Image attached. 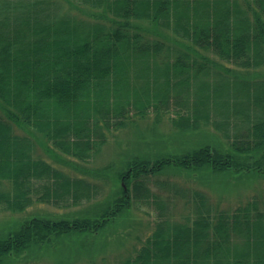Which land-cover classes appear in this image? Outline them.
Instances as JSON below:
<instances>
[{"label": "trees", "instance_id": "trees-1", "mask_svg": "<svg viewBox=\"0 0 264 264\" xmlns=\"http://www.w3.org/2000/svg\"><path fill=\"white\" fill-rule=\"evenodd\" d=\"M64 1L88 5L100 13L95 17L112 24L94 22L85 31L79 21L61 12L58 0H0L2 209L23 211L33 201L30 195L40 191L37 200L58 207L71 199L73 205L89 201L96 194L86 177L34 156L33 138L18 133V128L42 135L75 161L89 163L107 142L108 130L126 127L131 118L150 111L161 115L176 108L179 117L174 120L183 130L210 120L216 97L226 92L199 81L216 63L195 47L243 69L264 64V0ZM133 22L153 24L194 48L171 41L185 49L171 62V48L162 41L167 33L148 37L135 30ZM228 104L221 110L227 116L223 134L232 139L227 148L206 145L155 160L131 158L120 174L126 188L122 185L102 211L94 216L25 221L0 238V264L62 236L103 233L126 217L131 205L150 202L160 209L156 228L134 257L117 264H264L263 198L254 196L232 212L214 214L206 196L196 191L199 203L194 217L172 221L166 216V200L150 185V177L171 164L264 172V91L247 105L238 98ZM231 116L238 120L234 137ZM4 181L10 186L1 187Z\"/></svg>", "mask_w": 264, "mask_h": 264}, {"label": "rangeland", "instance_id": "rangeland-1", "mask_svg": "<svg viewBox=\"0 0 264 264\" xmlns=\"http://www.w3.org/2000/svg\"><path fill=\"white\" fill-rule=\"evenodd\" d=\"M58 1L61 12L73 17L75 19L73 22L79 21L85 31L94 22L112 24L109 19L95 17V14L100 13L88 5ZM133 23L135 30L148 37L167 33L168 37L164 38L167 40L162 41L171 48V62L175 61L178 51L185 50L171 42L178 40L171 32L158 30L153 24ZM178 41L182 42L185 48L187 46L191 50L194 48L190 42ZM194 49L216 63L215 66L212 64L208 66L211 72L201 74L199 81H204L213 88H220L223 93L226 92L225 95L216 97L218 102L211 108L210 120H200L196 129H181L180 122L174 120L179 117L176 108L161 115L150 111L144 117L131 118L126 127L108 130L107 142L100 147L92 160L86 163L75 161L54 149L42 135L38 133L30 135L26 129L18 128V133L33 138L34 156L44 158L72 175L86 177L94 191L96 190V194L89 201L84 199L82 203L73 205L71 199L66 206L58 207L53 202L37 200L42 195L40 191L30 195L33 201L23 211L14 212L0 208V238L18 229L33 217L55 219L98 214L117 193H120L123 183L125 184L120 174L128 168V161L135 156L151 157L155 160L161 156L181 155L188 150L206 145L218 149L227 148L232 139L228 140L223 134L222 126L227 122V116L225 111L221 110L229 106V99L233 102L238 98V102L247 105L248 100L253 101L264 91V64L258 68L243 69L221 61L208 49L197 47ZM231 117L230 133L234 137L238 120ZM246 127L244 126L243 131L247 129ZM74 165L86 171L91 169L93 173L79 171L80 169H76ZM166 169L168 170L161 174L151 176L150 185L166 200V216L168 214L172 221H184L186 216L194 217L199 203V199L195 197L196 191L206 196L208 207L214 214L222 210L232 212L238 205L250 201L254 196L261 197L264 201V172L247 173L233 170L223 172L214 171L209 166L188 169L175 164L166 166ZM7 186H10L9 181L1 184V187ZM128 211L126 217H122L117 225L108 226L103 233L93 236L75 233L62 236L48 246H31L13 258H6L4 264H117L130 256L134 257L156 228L160 209L150 202L142 206L133 204Z\"/></svg>", "mask_w": 264, "mask_h": 264}, {"label": "water", "instance_id": "water-1", "mask_svg": "<svg viewBox=\"0 0 264 264\" xmlns=\"http://www.w3.org/2000/svg\"><path fill=\"white\" fill-rule=\"evenodd\" d=\"M124 187L126 188V185L123 183Z\"/></svg>", "mask_w": 264, "mask_h": 264}]
</instances>
